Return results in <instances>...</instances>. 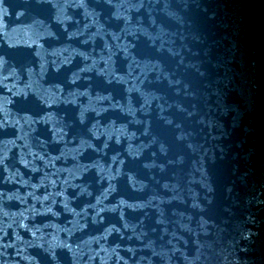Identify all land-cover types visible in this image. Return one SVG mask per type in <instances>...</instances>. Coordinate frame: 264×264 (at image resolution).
I'll return each mask as SVG.
<instances>
[{
	"label": "water",
	"instance_id": "1",
	"mask_svg": "<svg viewBox=\"0 0 264 264\" xmlns=\"http://www.w3.org/2000/svg\"><path fill=\"white\" fill-rule=\"evenodd\" d=\"M0 264H264V0H0Z\"/></svg>",
	"mask_w": 264,
	"mask_h": 264
}]
</instances>
